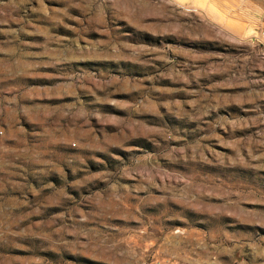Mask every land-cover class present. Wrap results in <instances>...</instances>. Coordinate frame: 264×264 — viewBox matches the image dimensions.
Instances as JSON below:
<instances>
[{"label": "rangeland", "instance_id": "obj_1", "mask_svg": "<svg viewBox=\"0 0 264 264\" xmlns=\"http://www.w3.org/2000/svg\"><path fill=\"white\" fill-rule=\"evenodd\" d=\"M0 264H264V0H0Z\"/></svg>", "mask_w": 264, "mask_h": 264}]
</instances>
